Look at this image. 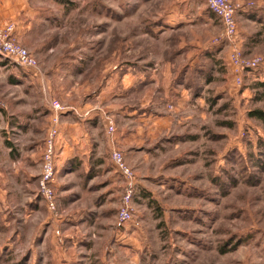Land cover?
<instances>
[{
  "label": "rangeland",
  "instance_id": "obj_1",
  "mask_svg": "<svg viewBox=\"0 0 264 264\" xmlns=\"http://www.w3.org/2000/svg\"><path fill=\"white\" fill-rule=\"evenodd\" d=\"M247 1H232L248 16L231 42L206 0H28L25 28L8 25L39 68L11 87L27 96L11 105L42 114L34 134L24 124L32 113L8 112L2 131L11 147L0 151L9 161L0 176V264H264V123L253 116L264 112V0ZM234 53L255 70L232 65ZM114 72L121 80L108 85ZM106 87L127 111L114 150L106 149L115 132L99 134L112 173L99 184L57 175L58 127L51 207L40 180L53 102L63 111L103 105L93 98ZM110 120L116 130L109 117L107 131ZM113 151L134 174L123 223L130 182Z\"/></svg>",
  "mask_w": 264,
  "mask_h": 264
},
{
  "label": "crops",
  "instance_id": "obj_2",
  "mask_svg": "<svg viewBox=\"0 0 264 264\" xmlns=\"http://www.w3.org/2000/svg\"><path fill=\"white\" fill-rule=\"evenodd\" d=\"M231 1H234L242 5H245L247 2H250L247 0H231ZM29 7L30 6L28 4V0H0V29L6 27V25H8L10 22H15L18 25V29L21 26V24L24 25L23 28H25L26 15L29 17L33 16V11ZM246 10L247 9L238 11L236 16L237 22L243 19V17H246L247 15ZM34 12L36 13L38 11L34 10ZM28 27L29 26H27V28ZM34 72L35 71L32 72L23 69L22 67L16 66L12 64L8 59L0 57V151L5 152L7 156H8V152H10L8 151L7 148H10L11 145L9 141H7L5 144L2 138V131L10 127V121H11L10 118L9 121H7L9 114H11L12 112H14V114L18 113L16 115L18 117H20V115L31 114V113L33 114V115H29L27 119L29 120L28 121L29 123H26L27 121H25L24 123L25 128H28L30 125L33 126L25 130V132H28V134L36 133L37 126H40L37 125L38 116L42 114L39 109L40 106L32 107V111H31L30 109H28L29 107H27L26 104L19 105L16 109H13L11 105V102L21 103L25 101L24 98H27V96L25 95L20 96L19 94H16L11 89V87L13 88L14 85L18 83L17 81H24L23 79H27V80L32 79L30 77L32 75H36ZM120 74L121 73L119 72L112 73V77H111L112 80L108 81L109 82L108 85L110 84L112 85V82H114L115 80L120 81L121 80ZM132 77L134 78L132 79L134 80L133 83L135 85L143 84L144 79H142L141 81H137L136 76L132 75ZM150 83L152 84L153 82L151 81ZM119 84L121 85V83ZM114 85L115 84L113 83V86ZM112 95L117 96L120 95V93L106 87L104 90H102L101 93H99L97 96H94L93 98L95 100H98V104L100 103L103 105H97L96 103L94 104L86 103L80 107L69 105L67 106L68 108L66 109L67 111L61 112L59 134L55 139V163H56L57 175L64 170L66 176H70V175L74 176V174H78L80 176V179L84 183L94 181L96 184H99L101 181H99L98 178L102 173H104L105 175L107 173L109 174L112 173V169L107 168L103 160V149L107 147V145L105 146L104 144L106 142V139L100 136L99 134L101 133V131L102 132L106 131L107 133L106 119L109 117L113 118L116 122V126H115L116 130L114 137H112L111 139L113 142L110 139H108V141L112 145V146L110 145V147H107L106 150L109 151L111 147L115 145L113 144L114 141L120 142L122 134L125 133V131H122V127H123L122 115L123 113L127 112V111L123 112L122 108H120L121 106L118 105L115 101L111 100L110 97ZM106 100L109 102L107 103ZM54 101L60 103V101L56 99ZM113 103H116V105ZM8 108L11 109H9L8 111ZM33 108H35L34 110H36L34 113H33ZM48 110H49V114H48L49 120H52L51 118L53 115V111L50 107V104L48 105ZM159 116L160 113L158 112V115H156V117ZM163 118H159V119H163ZM16 125H17L16 127H19V129H16L19 130V133H21L22 129L24 131L25 128H23L24 126L22 123H16ZM49 129L50 128L47 129V133ZM107 137L109 138V136ZM28 143H30V141H28ZM119 147H123V146L119 144ZM8 162H9L8 159H6L5 162L3 161L0 162V176L8 174V170L6 169L9 165ZM106 169H108L109 171H107ZM111 176L112 174L110 175L109 181L106 180L107 182H111L110 181L112 180Z\"/></svg>",
  "mask_w": 264,
  "mask_h": 264
},
{
  "label": "built area",
  "instance_id": "obj_3",
  "mask_svg": "<svg viewBox=\"0 0 264 264\" xmlns=\"http://www.w3.org/2000/svg\"><path fill=\"white\" fill-rule=\"evenodd\" d=\"M207 6L210 12L222 23L224 29V36L229 41H234L238 33V25L236 16L238 13L239 6L235 5L231 0H206ZM15 29L13 25H8L0 29V57L8 59L12 64L22 67L29 71H36L39 68V62L37 58L30 53V51L21 46L14 37ZM231 63L238 69L241 67L255 70L257 62L255 63H244L237 54L231 55ZM54 118L53 127L49 133L47 140V152L43 163V170L40 180V190L51 207H54V194L52 189V182L55 176V167L53 162L54 156V139L58 133V127L60 124V113L64 110L62 105L54 101ZM108 135L113 136L115 132L113 121L108 123ZM112 161L116 166V169L127 178L130 184L125 189V195L123 198V207L120 213V221L127 222L131 219V213L129 211L132 203L134 189L131 181L134 179L133 172L125 165L123 154L118 151L112 152Z\"/></svg>",
  "mask_w": 264,
  "mask_h": 264
},
{
  "label": "trees",
  "instance_id": "obj_4",
  "mask_svg": "<svg viewBox=\"0 0 264 264\" xmlns=\"http://www.w3.org/2000/svg\"><path fill=\"white\" fill-rule=\"evenodd\" d=\"M262 87H264L263 84H260ZM253 116H255L256 118H258L259 120H261L264 123V112H260V111H255L253 113Z\"/></svg>",
  "mask_w": 264,
  "mask_h": 264
}]
</instances>
